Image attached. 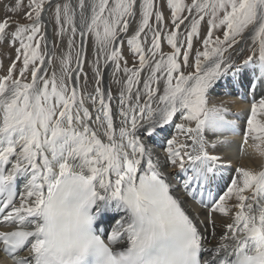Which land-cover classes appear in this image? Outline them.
<instances>
[{"label":"snow or ice","instance_id":"snow-or-ice-1","mask_svg":"<svg viewBox=\"0 0 264 264\" xmlns=\"http://www.w3.org/2000/svg\"><path fill=\"white\" fill-rule=\"evenodd\" d=\"M0 9V42L19 43L0 76V225L10 228L0 230V252L10 264H264V168L238 167L214 193L225 165L209 148L227 141L205 135L234 131L223 102L209 103L230 75L254 97L241 153L264 141V95L255 100L264 0H0ZM48 12L66 42L59 55L57 40L49 50ZM248 41L249 55H231ZM109 69L118 117L102 86ZM89 71L94 93L81 87ZM177 187L208 207L211 238ZM214 214L231 221L218 237Z\"/></svg>","mask_w":264,"mask_h":264},{"label":"bare ground","instance_id":"bare-ground-1","mask_svg":"<svg viewBox=\"0 0 264 264\" xmlns=\"http://www.w3.org/2000/svg\"><path fill=\"white\" fill-rule=\"evenodd\" d=\"M73 2H75V0H73ZM2 13H3V10L0 9V18H2L4 14ZM50 14H51L50 12L46 13L45 18H44V23L46 25V32H47V37L49 41V50L51 51L53 50L51 42L55 40L54 38L55 29H54L53 24L50 21ZM165 15L167 16L168 13L165 12ZM134 26L135 25H133V27ZM44 30L45 29H42V31ZM77 39H79V37H77ZM250 44H251V41H248L247 44H241L238 48L230 50L231 55L235 56L236 52L239 51L240 48H243L244 51L242 55L239 57V59L240 60L244 59L247 55L250 54V52L248 51V47L250 46ZM18 45L19 44H17L15 47H18ZM198 45L200 44L198 43L196 47ZM163 47L165 51L169 49L166 42L164 43ZM13 48L11 47V51ZM63 50H66L65 42L61 43L59 47L55 49L57 55H59L60 52ZM11 51L9 50V52ZM43 51H44V44L42 42V52ZM228 54L229 53H226V55ZM89 55H91V47H89ZM124 55L128 58L129 63H132V56L127 49L126 43L124 45ZM6 56L9 57L8 55ZM9 60H10L9 62H11V59ZM7 65H8V62H7ZM55 68L58 71V64H55ZM5 70L3 72H5ZM52 70H53V67H49V72H51ZM110 73H111V69L105 72L102 86L104 87L106 91L109 88H111V91L113 94V100L111 101V107L113 109L114 116L118 117V103H119L118 93H119L120 85H117L112 82V77ZM118 78L122 81L124 79L123 73H119ZM81 87L84 88L86 93H94L95 83H94V78L92 77V74L90 71L88 74L87 84L84 83L83 78L81 79ZM262 95H264V92L258 91L255 96V100L258 102L259 98ZM253 99H254L253 95L250 93V91L245 89L243 85L239 87L233 85L232 77L230 75L220 80L210 91L209 103L210 104H220L221 102H223V104L229 109V112L231 113L229 116L226 117V119L231 121L232 124L234 125V131L231 129H225V130L217 131V132L206 131L205 133L206 137L209 138L210 140L227 141V143H217L215 148H209V151L212 154L219 155L222 157V163L225 165V167L221 169L220 177L222 179L225 178L228 183L230 182L232 176L235 175V169L238 167H244V168H247L253 171H259L262 168H264V155H261V153H264V141H252L250 139L247 144L243 145L244 152L241 153L240 151L241 144L243 143V140H244V132L247 127L246 121L250 113V108H251ZM87 104L90 105V101H88ZM93 115H95V113H93ZM175 120L177 123L180 122L179 116H177ZM116 123H117V126H119L118 118L116 120ZM173 134H175L174 125L166 129L165 132L161 133V136L171 138ZM256 143L261 144V148L259 150L253 147V145ZM157 151L160 153L161 156H163V149L161 147H158ZM166 171H168L169 173H173V170L171 168L166 169ZM171 178L173 180V183L178 186L180 181L183 179V174L174 173V175ZM228 183L225 184V187L227 186ZM175 194L178 195L182 200H184L185 207L188 209L189 213L193 215L194 217H198L196 219V222L200 226V230L202 232L207 230L209 238H211V233L213 230L211 226L208 225L207 223L209 209L201 207L202 210H200L196 208L192 203L186 200L185 193L179 187H177V191L175 192ZM213 219L215 220L216 225H217L215 232L218 237L219 235H222L224 231L226 230L224 228V225L227 223H230L231 221L228 217H223L220 214H214ZM213 243H215V241H213ZM1 257L2 256L0 255V264H5Z\"/></svg>","mask_w":264,"mask_h":264},{"label":"rangeland","instance_id":"rangeland-1","mask_svg":"<svg viewBox=\"0 0 264 264\" xmlns=\"http://www.w3.org/2000/svg\"><path fill=\"white\" fill-rule=\"evenodd\" d=\"M9 2H10V0H9ZM3 10V9H2ZM165 12H167L166 10H165ZM3 13H4V10H3ZM2 13V14H3ZM51 13V12H50ZM168 13V12H167ZM3 16H4V14H3ZM2 16V17H3ZM16 17H14V19H15ZM50 21H51V23L53 24V26H54V29H56V24H55V20H54V17H53V14L51 13L50 14ZM20 22L21 23H27V21H25V20H23V19H21L20 20ZM206 29H207V25H206V23L202 26V32H201V37H203V35L206 33ZM55 33V32H54ZM217 35H220V33H216ZM55 38V40H57V42H58V47H59V45L61 44V43H63V42H59V40H58V38L55 36L54 37ZM65 40H66V38H65ZM199 43V41H197V44ZM4 44V45H3ZM17 44H19L18 42L16 43V45ZM65 44H66V42H65ZM197 44H195V47H196V45ZM200 44V43H199ZM5 45H7V46H5ZM15 45V46H16ZM18 47H19V45H18ZM201 47V45H198L196 48H200ZM13 48V47H12ZM16 48V47H15ZM15 48H13L12 49V51H11V46H9V44L5 41V42H0V76H3V75H6L7 74V70H8V68L11 66V64H12V61L15 59V57H16V51H15ZM7 49V50H6ZM4 50V51H3ZM9 50L11 51V52H9ZM169 50V49H168ZM167 50V51H168ZM7 51V52H6ZM41 51H42V43H41ZM8 53V54H7ZM194 54V53H193ZM3 55V56H2ZM6 55H8L9 57H7ZM5 56V57H4ZM91 56V55H90ZM7 57V58H6ZM13 57V58H12ZM3 58H5V59H3ZM7 59V60H6ZM9 59H11V62H9L10 60ZM7 62H8V65H7ZM5 63V64H4ZM11 63V64H10ZM129 65H131V63H129ZM20 66H21V63L19 62V63H17V72H18V70H19V68H20ZM5 70V72H3L4 70ZM3 70V71H2ZM3 73V74H2ZM30 74V73H29ZM29 79H30V75H29Z\"/></svg>","mask_w":264,"mask_h":264}]
</instances>
